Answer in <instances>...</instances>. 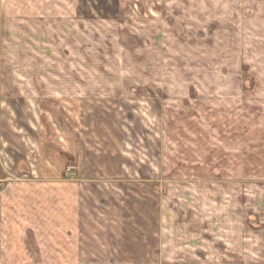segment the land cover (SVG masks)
Here are the masks:
<instances>
[{
  "label": "rangeland",
  "instance_id": "374dc122",
  "mask_svg": "<svg viewBox=\"0 0 264 264\" xmlns=\"http://www.w3.org/2000/svg\"><path fill=\"white\" fill-rule=\"evenodd\" d=\"M34 181L122 264H264V0H0V197Z\"/></svg>",
  "mask_w": 264,
  "mask_h": 264
},
{
  "label": "crops",
  "instance_id": "0c3cea01",
  "mask_svg": "<svg viewBox=\"0 0 264 264\" xmlns=\"http://www.w3.org/2000/svg\"><path fill=\"white\" fill-rule=\"evenodd\" d=\"M15 189L0 197V264L133 261L124 260L120 229L88 218L90 209L82 205L84 190L70 183L36 181L19 183Z\"/></svg>",
  "mask_w": 264,
  "mask_h": 264
}]
</instances>
